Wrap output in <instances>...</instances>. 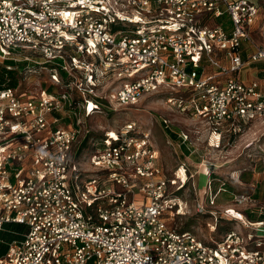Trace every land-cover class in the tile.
Returning <instances> with one entry per match:
<instances>
[{
  "label": "built area",
  "instance_id": "obj_1",
  "mask_svg": "<svg viewBox=\"0 0 264 264\" xmlns=\"http://www.w3.org/2000/svg\"><path fill=\"white\" fill-rule=\"evenodd\" d=\"M261 5L0 0V235L15 236L0 237L7 245L0 264H264V218L248 217L264 215V200L233 195L220 215L249 232L233 227L205 242L162 220L167 211L182 215L176 192L186 174L181 167L185 180L180 168L165 176L148 129L133 120L106 129L85 159L86 146L77 147L85 118L136 106L162 87L181 92L166 97L168 108L214 132L225 124L236 133L263 116L262 80L238 78L264 63V26L255 39ZM25 62L48 65L50 81L65 80L69 91L17 92ZM215 198L208 195L210 205ZM196 208L207 212L200 201Z\"/></svg>",
  "mask_w": 264,
  "mask_h": 264
},
{
  "label": "rangeland",
  "instance_id": "obj_2",
  "mask_svg": "<svg viewBox=\"0 0 264 264\" xmlns=\"http://www.w3.org/2000/svg\"><path fill=\"white\" fill-rule=\"evenodd\" d=\"M259 7L256 41L257 34L264 26V6ZM23 68L20 69L21 85L17 92L24 89V94L36 95L42 90L69 91L65 80H61L60 84H53L43 65L25 62ZM251 68L264 69V63L249 65L238 72V75L240 73L250 79ZM29 69L33 72L28 71ZM259 78L263 79L264 89V71L259 74ZM161 91L146 97L136 106H126L117 111L106 109L101 114L85 118L84 124L87 127H82L83 132L77 143L79 149L86 146L82 150V159L88 156L89 151L91 153V141L99 140L106 129H115L133 120L140 129L150 131L151 142L158 151L159 164L165 176L173 178L179 168L177 174L182 180H185L186 174L184 186L176 192L185 201L182 215L173 217L172 212L167 211L162 220L169 227L190 231L205 242L221 240L226 230L233 227L246 234L249 229L223 218L220 211L231 202L235 194L264 199V115L254 121L242 122L241 129L236 133L225 124L219 128L220 131L214 132L198 118L167 107L166 97L181 92L175 94V89L170 87H162ZM82 118L83 116L81 120ZM162 119H167L168 128L162 124ZM69 120L70 122L62 120L60 124L71 125V118ZM168 131L175 137L170 138ZM182 134L187 136L183 142L179 136ZM181 167L185 169V174ZM221 187L225 190L219 192ZM210 193H216L213 205L207 199ZM198 201L204 204L207 212L197 211ZM261 205L264 206L262 203ZM209 212H214L217 218L214 219ZM211 226L215 229L212 230ZM7 227L14 231L24 228L19 224Z\"/></svg>",
  "mask_w": 264,
  "mask_h": 264
},
{
  "label": "trees",
  "instance_id": "obj_3",
  "mask_svg": "<svg viewBox=\"0 0 264 264\" xmlns=\"http://www.w3.org/2000/svg\"><path fill=\"white\" fill-rule=\"evenodd\" d=\"M8 77H9L10 85H15L16 84V80H15V75H14L13 70L12 71H8ZM3 78H4V76L2 74V69H1V71H0V84L3 81ZM168 134H169L170 138H174L175 137V135L172 134L169 131H168ZM253 198H255V197H253ZM257 200H264V199H257ZM248 217H249L250 220L256 221V220H258L260 218H264V215H258V214H254V213H249ZM0 237L4 238L6 241H9L12 238H14L15 236L7 233V234H1ZM6 250H7V245L0 244V256L3 255L6 252Z\"/></svg>",
  "mask_w": 264,
  "mask_h": 264
},
{
  "label": "crops",
  "instance_id": "obj_4",
  "mask_svg": "<svg viewBox=\"0 0 264 264\" xmlns=\"http://www.w3.org/2000/svg\"><path fill=\"white\" fill-rule=\"evenodd\" d=\"M247 67V66H246ZM246 67H244L243 69H245ZM242 69V70H243ZM263 71H264V69H257V68H251V70H250V79H249V77L248 76H243L242 74H240L239 73V75H238V78H240L241 80H243V81H245V82H248V81H250V80H252V79H255V78H259V74H262L263 73ZM260 79V78H259ZM262 81H261V83L263 82V79H261Z\"/></svg>",
  "mask_w": 264,
  "mask_h": 264
},
{
  "label": "bare ground",
  "instance_id": "obj_5",
  "mask_svg": "<svg viewBox=\"0 0 264 264\" xmlns=\"http://www.w3.org/2000/svg\"><path fill=\"white\" fill-rule=\"evenodd\" d=\"M178 173V172H177Z\"/></svg>",
  "mask_w": 264,
  "mask_h": 264
}]
</instances>
